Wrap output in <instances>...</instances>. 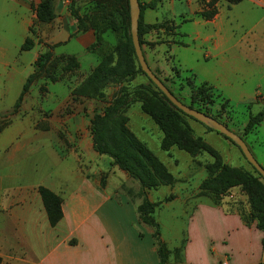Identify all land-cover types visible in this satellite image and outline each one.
Returning <instances> with one entry per match:
<instances>
[{
    "label": "crops",
    "instance_id": "obj_1",
    "mask_svg": "<svg viewBox=\"0 0 264 264\" xmlns=\"http://www.w3.org/2000/svg\"><path fill=\"white\" fill-rule=\"evenodd\" d=\"M208 1L162 0L155 8L143 11L144 23L174 21L182 44L166 43L164 36L167 34L162 29L150 31L146 36L152 40H163L156 44L155 50L165 45H186L181 40L186 33H180L178 29L184 22L192 23L193 40H200L202 56L206 61L214 62L211 76L220 81L214 83L208 79L206 82L229 101L231 96H224L221 87L231 88L232 93L227 92L240 99H250L248 108L253 104L262 105V91L251 92L249 89L240 92L233 86L234 80L225 75L243 69L241 57L248 56L263 64L264 55L250 48L246 39L231 43L233 30L231 33L225 26L231 21L227 23L222 15L223 1L217 2V13L212 18L199 16ZM39 2L0 0V32L4 30V37L0 39V100L12 102L10 106L14 105L30 73L31 63L40 52L36 44L27 51L20 49L26 37L31 36L29 27L36 20L35 8ZM70 14L68 6L57 7L55 21L45 26L49 28L50 40L56 45L51 49L55 54H80L93 41L89 32L74 39L71 36L73 23H69L67 28H57L59 21H69ZM75 46L78 49H74ZM59 90L60 99L55 108L28 112L35 118L32 124L24 117L26 112L20 109L12 115L15 118L9 124L0 128L2 263L159 264L152 236L154 229L138 217L137 206L142 198L136 196L132 200L126 190L128 185H136L134 187L138 190V182L111 165V159L109 170L104 171L99 166L104 158L93 149L90 132L94 110L91 114L87 101L85 108H66L70 88L65 85ZM7 110H0V113ZM105 174L102 186L101 178ZM205 176L206 172L197 181L196 188L194 185L178 188L183 190L181 195L185 203L194 200V208L188 216L185 230L177 235H169L174 225L163 223L158 213L178 199L179 192L174 186L180 180L176 178L172 186H167L169 193L156 200L150 191L162 186L145 191L147 198L157 203L150 217L159 224L161 238L171 251L170 264H264V230L258 228L255 221L247 223L243 219L239 211L242 207L233 200V191L223 198L200 194L199 185ZM39 186L62 198V218L55 226L49 224ZM120 197L133 204V216L129 220L120 216ZM94 228L102 230L101 236H96Z\"/></svg>",
    "mask_w": 264,
    "mask_h": 264
},
{
    "label": "trees",
    "instance_id": "obj_2",
    "mask_svg": "<svg viewBox=\"0 0 264 264\" xmlns=\"http://www.w3.org/2000/svg\"><path fill=\"white\" fill-rule=\"evenodd\" d=\"M91 1H94L95 12L89 17L78 14L73 7V2L70 5L71 14L77 23V30L85 31L92 29L96 37L99 38L101 31L109 29L118 33L119 42L112 51L102 55L93 70L72 90V94L86 99L104 101L106 87L109 85H121L120 90L115 93L113 99L107 101L108 103L103 106L101 111H94L90 118L93 149L99 155L108 156L111 159V165L118 167L130 178L138 182V195L142 198L141 203L137 206L138 217L154 229L152 236L154 244L156 245L159 264H170L169 255L171 251L161 238L159 224L150 217L157 203L150 201L145 195V191L157 189L160 186H172L177 179L165 163L129 127L125 108L130 101L139 102L140 110L161 131L162 136L159 144L161 150L168 152L171 148L175 147L191 156H197L204 152L210 154L212 159L205 164L206 176L200 182V194L215 195L223 198L224 196L230 195L232 188L239 187L240 191L246 195L248 202L246 208H243L241 205L242 209L239 210L242 213L243 219L247 223L255 221L258 228L264 230V179L262 176L253 166L254 172L257 174L240 166H232L227 161H224L214 147L208 144L202 136L194 133L188 118L196 119L172 105L166 96L142 71L131 40L128 0ZM138 1L140 6L138 37L141 46L144 43V35L150 31H160L162 29L164 32H169L174 29L177 30L178 25H173L174 21L164 20L150 24L144 23L143 11L147 8H155L162 0H150L149 2ZM218 1H224L228 5H231L237 4L242 0H209L205 4L206 8L199 12L198 15L205 19L212 18L217 13L216 4ZM35 13L36 21L39 23H47L53 20L56 15L54 0H40L35 8ZM174 35L178 36L179 33L176 31ZM173 42L182 44L178 39ZM33 44L34 41L32 38L26 37L20 49L22 51L30 50ZM143 54L145 56L144 51ZM53 60L54 62L51 66L55 70H58V68L73 70L78 66L74 56L53 57L49 49L40 53L33 63L34 70L25 78L11 113L18 110L32 83L44 72H47L49 63ZM60 63L63 64L59 65ZM172 70L175 71L178 78H184L186 81L185 87L189 89V103H187L189 107L202 111L219 120V117L210 113L208 108L202 107L204 103L208 105L216 102L220 106V111H226L230 115V101L215 92L212 86L206 81H195V74L192 71L184 70L178 65H173ZM153 72L157 75L155 70ZM182 72H186L185 76H182ZM138 74L145 75L151 86L139 84L135 89L128 90L127 84ZM157 76L159 77V75ZM51 78L52 80L57 79L55 76ZM159 78L161 79V77ZM161 80L182 101L165 80ZM263 121L264 101L263 108L258 112H249L241 133L237 130H232L245 141V136ZM201 124L204 125L203 123ZM224 124L231 128L228 123ZM204 126L209 131H215L206 125ZM215 132L237 146L228 137L217 131ZM101 179V185L103 186L105 180L104 178ZM38 191L49 224L55 226L62 218V198L44 186H39ZM0 264H4L1 259Z\"/></svg>",
    "mask_w": 264,
    "mask_h": 264
},
{
    "label": "rangeland",
    "instance_id": "obj_3",
    "mask_svg": "<svg viewBox=\"0 0 264 264\" xmlns=\"http://www.w3.org/2000/svg\"><path fill=\"white\" fill-rule=\"evenodd\" d=\"M72 2L74 9L81 16L89 17L95 12L94 1L91 0H54L55 14L57 7L64 8L68 6L70 8ZM222 4V15L224 18H226L227 23L229 22L228 20L231 21V23L229 22L228 25H225L228 31L231 33L233 30V36L230 37L231 43H233L234 40H238L240 38L243 40L246 39L249 41L250 48H255V51L258 50L264 55V0H242L234 6L227 5V3L224 1ZM159 13L158 17H160ZM153 14L154 13H152V15ZM70 15L72 16V14ZM54 18L47 23H39L35 20L30 26L31 31L29 27L31 34L30 37L34 41V44H36L37 48L40 49L39 54L49 49L53 57L71 55L76 58L78 66L73 70H64L60 68L55 70V68L51 66L54 62L53 60L49 63V67L46 70L47 72H44L37 80L32 83L30 86L31 91L29 89V91L24 96L20 107L18 108V110L22 109L26 112L24 117L29 120L30 124L34 122L35 118L32 113L28 112L38 109L55 108L58 105V101L60 99L59 89L62 88V86L64 88L66 85L68 88H70V96L68 99V104L65 105L66 108H85L87 101V107H89L91 114L93 110L101 111L105 103L112 100L115 93L121 88V85H109L106 87V96L104 101L97 99H83V97L72 94V90L93 70V68L98 64L102 55L113 50V48L119 42V36L118 33L109 29L101 31L99 38L96 37L92 29L79 31L77 30L78 27L76 20L72 16L69 17V21L67 22L59 21L57 23V28H67L69 23H73L74 32L71 36L74 39L77 37L82 38L85 33L89 32V34L93 36V41L90 42V44L84 48L83 52L80 54H55L51 49H53L56 45L49 38V28L45 27L46 24L54 22ZM177 20L180 21L179 18H177ZM173 25H175L174 22ZM193 30L194 26L189 22H184L178 29L180 33H186V36L181 38V40H183L186 45H165L155 50L156 44L162 43L163 40L148 39V37L144 35V43L141 46L150 68L155 70L157 75H159L161 79L165 80V82L173 89L174 93H176L186 104L189 103V89L188 87H185V79L180 77L178 78L176 76L175 71L172 70L173 65H178L184 70L190 69L195 74V81L197 82L204 80L208 81V79L214 83L220 82L212 78L211 67L214 66V62L206 61L202 56L201 46H199L200 40H193V35H191ZM176 31L177 30L174 29L169 32H164L167 34L164 36L166 43L169 44L178 39V36L174 35V32ZM201 31H204V29L202 28ZM0 33L2 34V36H0L1 39L4 37V30H2ZM94 45L96 46L92 49ZM74 49H78V47L75 46ZM241 59L243 63V69L234 73L230 71L225 76L229 80H234L233 86L238 88L240 92L242 90L249 91V89H251V92H254V90L258 89L264 94V63H257L248 56L243 58L241 57ZM35 60L36 59H34V61ZM34 61L31 63L30 73L34 70ZM62 64L63 63H60L59 65ZM185 74L186 72H182V76H185ZM53 76L57 77V79L52 80L51 77ZM1 78L2 77H0V79ZM59 83L64 85H60ZM139 84L150 85L149 80L145 75L138 74L127 84L128 86H125H127L128 90H133ZM227 90L231 93L233 91L231 88H227ZM227 90L224 87H221V91H223L224 96H226V94H228V97L231 96L230 115L233 118L232 120L228 112L220 111V106L216 102L214 104L212 103L208 105L204 103L202 104V107L208 108L210 113H213V115H217L219 117V121L228 123L230 127L235 128L241 133L244 126L242 123L247 120L249 112L256 113L262 109L263 100H260L262 105L259 106L257 104H251V108H248L247 102L250 101V99H246V97L245 99H240L235 94L227 92ZM11 103L12 102H8V100H0V110L5 108L8 109L6 112L2 114L0 113L2 115H0V126L9 124L12 119L15 118V116H12L15 112L11 113L13 107V105L10 106ZM125 110L128 117V125L132 131H134V133L147 144V146L165 163L170 172L178 180H180V183H177L174 186L179 192L178 199L172 201V204L169 206V208L162 209L158 215L163 223H168L171 226L174 225V229H172V232H169V235H177L179 232L182 233L185 230L188 216L194 208V200L190 199L185 203L183 196L181 195L183 190L178 188L184 186L187 187L188 185H190V187L194 185L196 188L197 181H199V179H201L206 172L205 164L209 162L212 157L207 152L200 153L197 156H191L185 151L177 148H172L168 152L161 150L159 144L162 133L153 123V121L140 111L139 102H128ZM188 121L193 127L194 133L196 135L202 136L208 144L214 147L220 153L224 161H227L232 166H240L253 172L254 174H257L254 172L252 165L246 160L239 147L235 146L233 143L215 131L207 130L200 122L189 118ZM245 141L248 143L257 162L264 168V121L260 123V125H258L252 132L245 136ZM102 157L104 159H102V161L99 163V166L104 171H107L110 168L108 163L110 158L106 155H102ZM106 175L107 174L102 176L104 180L106 179ZM134 186L136 185H128L126 188L127 193L132 200L136 196L140 197L138 195L139 189L137 190V188ZM232 191L233 200L242 205L243 208H246L248 203L246 195L240 191L239 187L232 188ZM150 192L153 196V200H156L157 198L168 194L169 190L167 186H162L158 190H151ZM118 201L121 203H119L121 206L120 216H122V219L124 217L129 220L130 217L133 216V204L123 197L118 198ZM93 231L96 233L97 237L101 236V234H99L102 232L100 228H94Z\"/></svg>",
    "mask_w": 264,
    "mask_h": 264
},
{
    "label": "water",
    "instance_id": "obj_4",
    "mask_svg": "<svg viewBox=\"0 0 264 264\" xmlns=\"http://www.w3.org/2000/svg\"><path fill=\"white\" fill-rule=\"evenodd\" d=\"M128 2H129V13H130L131 40L135 50L137 61L142 71L155 84V86L166 96V98L169 100V102L172 105L182 110L187 115L192 116L197 121L203 123L204 125L210 127L211 129L231 139L240 148L246 160L254 167V169L264 179V168L257 162L249 146L240 135H238L236 132L230 129L226 124L212 117L211 115H208L195 108H191L187 104L183 103L167 88V86L163 83V81L153 72V70L150 68V66L148 65L145 59L138 37V21L140 16L139 1L128 0Z\"/></svg>",
    "mask_w": 264,
    "mask_h": 264
}]
</instances>
